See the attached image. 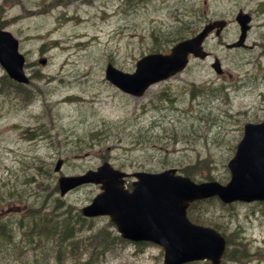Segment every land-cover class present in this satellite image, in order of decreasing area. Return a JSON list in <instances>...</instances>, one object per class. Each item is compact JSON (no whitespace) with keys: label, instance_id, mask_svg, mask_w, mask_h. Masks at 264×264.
I'll list each match as a JSON object with an SVG mask.
<instances>
[{"label":"rangeland","instance_id":"374dc122","mask_svg":"<svg viewBox=\"0 0 264 264\" xmlns=\"http://www.w3.org/2000/svg\"><path fill=\"white\" fill-rule=\"evenodd\" d=\"M52 1L29 15L24 9L42 0H12L0 10L1 26L18 39L29 63L25 68L35 97L33 101L16 97L0 67V220L23 213L17 212L23 204L43 203L34 193L24 201L17 194L36 192L37 182H43L40 196L50 191L58 158L64 160L60 170L64 174L83 172L106 159L128 172L172 166L180 172L191 166L197 180L227 179L226 163L243 123L264 118V7L259 3L264 0H68L63 8L50 5ZM239 8L252 13L247 48L227 50L212 36L206 39L207 48L220 57L222 74L213 71L209 58L191 59L183 71L136 97L105 78L107 62L132 71L142 54L168 50L175 37L191 35L211 19L234 21ZM60 14L65 21L58 19ZM72 14L75 18L68 20ZM237 32L234 21L223 37L230 41ZM40 56L47 58L43 65ZM196 82L205 88L192 89ZM211 87H216L212 93ZM42 131L48 134L46 139L38 136ZM98 191L97 184H87L62 198L79 208ZM203 201L207 209L203 217L231 236L230 242L264 248L263 204L238 202L230 207ZM91 226L111 225L97 219ZM233 230L239 234L230 235ZM11 232L18 244H27L20 237L21 228ZM20 247L0 246V264H29L32 250ZM34 258L33 264L81 261L68 249L61 263L51 256ZM161 262L159 246L129 244L112 245L89 264Z\"/></svg>","mask_w":264,"mask_h":264},{"label":"water","instance_id":"95a60500","mask_svg":"<svg viewBox=\"0 0 264 264\" xmlns=\"http://www.w3.org/2000/svg\"><path fill=\"white\" fill-rule=\"evenodd\" d=\"M236 18L241 24V36L234 44H239L247 25L241 13ZM222 25L224 20H214L194 36L177 42L170 52L142 56L131 73L107 63L106 77L122 89L139 95L150 83L181 69L189 52L203 57V38L213 27H218V31ZM0 62L11 77L27 80L17 42L9 32L2 30ZM212 65L219 70L217 62ZM60 163L61 160H57L55 169L59 168ZM227 165L231 175L226 184L217 181L195 183L187 176L175 174L174 169H166L160 172H135V187L127 191L123 187L125 172L108 161L81 174L62 175L58 178V184L63 194L83 182L100 183L102 190L90 203L81 207L82 214H108L123 237L151 239L160 243L164 248L163 264H180L198 258H209L211 264H215L223 249V237L211 227L191 222L186 216V207L193 199L211 195H218L225 202L264 199V120L244 125V135Z\"/></svg>","mask_w":264,"mask_h":264},{"label":"trees","instance_id":"16d2710c","mask_svg":"<svg viewBox=\"0 0 264 264\" xmlns=\"http://www.w3.org/2000/svg\"><path fill=\"white\" fill-rule=\"evenodd\" d=\"M45 174H49L47 170ZM41 183L43 182H37L36 192L18 193L17 198L19 201H24L27 194L34 193V196H38L43 203L23 204L21 206L23 213L12 220L8 218L0 220V246L13 248L21 246V249L32 250L28 252L32 257L29 264H33L36 254L43 257L51 256L55 263H61L67 249L68 252L78 255L81 260L79 264H89L98 254L104 253L116 243H121L122 239L118 234L102 231L106 227H92V220L83 217L78 208L72 204H66L56 195V184H52L50 191L40 196L37 191ZM210 199L217 201L215 198ZM202 203L204 201L196 205L204 206ZM204 214H206L205 211L196 214L194 210H190L191 218L195 221H206ZM108 224L110 225L109 222ZM16 226L22 229L20 237L25 239L28 245L22 246L11 238V229ZM36 246L39 247L38 250L35 249Z\"/></svg>","mask_w":264,"mask_h":264},{"label":"flooded vegetation","instance_id":"af4514ba","mask_svg":"<svg viewBox=\"0 0 264 264\" xmlns=\"http://www.w3.org/2000/svg\"><path fill=\"white\" fill-rule=\"evenodd\" d=\"M1 19V18H0ZM223 32H224V30H223ZM209 54L210 55H212L213 57L214 56H216V54L215 53H212L211 52V50H210V52H209ZM127 179V182L129 183V182H131L132 180H133V178H126ZM236 261H241L242 262V264H252V261L251 260H249V259H236Z\"/></svg>","mask_w":264,"mask_h":264}]
</instances>
